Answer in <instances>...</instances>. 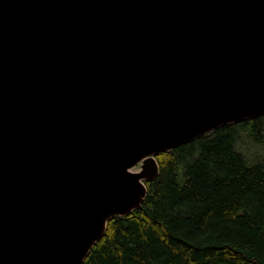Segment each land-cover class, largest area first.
<instances>
[{
  "label": "water",
  "instance_id": "1",
  "mask_svg": "<svg viewBox=\"0 0 264 264\" xmlns=\"http://www.w3.org/2000/svg\"><path fill=\"white\" fill-rule=\"evenodd\" d=\"M262 114L264 0H0V264H82L156 153Z\"/></svg>",
  "mask_w": 264,
  "mask_h": 264
},
{
  "label": "trees",
  "instance_id": "2",
  "mask_svg": "<svg viewBox=\"0 0 264 264\" xmlns=\"http://www.w3.org/2000/svg\"><path fill=\"white\" fill-rule=\"evenodd\" d=\"M141 207L82 264H264V114L156 153Z\"/></svg>",
  "mask_w": 264,
  "mask_h": 264
},
{
  "label": "rangeland",
  "instance_id": "3",
  "mask_svg": "<svg viewBox=\"0 0 264 264\" xmlns=\"http://www.w3.org/2000/svg\"><path fill=\"white\" fill-rule=\"evenodd\" d=\"M138 166V164H136V166L135 167H137Z\"/></svg>",
  "mask_w": 264,
  "mask_h": 264
}]
</instances>
